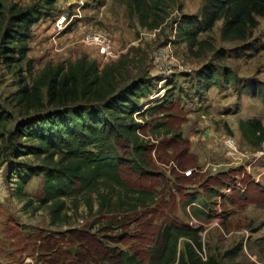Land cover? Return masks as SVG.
Instances as JSON below:
<instances>
[{"label": "rangeland", "instance_id": "obj_1", "mask_svg": "<svg viewBox=\"0 0 264 264\" xmlns=\"http://www.w3.org/2000/svg\"><path fill=\"white\" fill-rule=\"evenodd\" d=\"M206 3L169 1L159 13L163 25L149 30L137 14H130L124 0H0L9 17L12 8L43 14L32 27L26 60L14 64L27 83L48 66L84 57L95 61V53L82 44L84 32L108 36L120 53L111 63L129 62L131 76L149 83L148 94L137 99L142 115L135 114L139 134L150 146L149 173L136 174L128 164L122 176L131 187L157 194L156 205L148 209L120 212L125 225L121 229L109 225L113 214L99 215L96 203L89 211L83 199L78 210L68 201L66 217L54 221L50 207L39 202L43 177L22 187L14 172L19 164L41 165L42 160L16 157L30 142L18 135L25 120L13 101L20 78L5 67L0 40V112L11 117L7 131H0L4 134L0 138V264H43L39 252L24 249L32 242L21 244L12 238L15 234L35 240L83 228L122 240L115 246L132 248L143 264H155L158 233L166 225L198 232L195 238L174 239L175 264H187L183 259L187 262L188 244L204 261L264 264V144L249 145L239 126L242 120L254 119L264 125V18L258 17L259 25L247 41L223 39L225 22H217L212 32L200 35L207 45L195 55L177 39V29L186 17L201 21ZM63 14L72 22L61 31L56 19ZM28 62L32 71H27ZM152 108L158 113L152 115ZM122 156L133 158L128 153ZM229 186L233 189L226 192ZM190 199H198L200 207L188 210Z\"/></svg>", "mask_w": 264, "mask_h": 264}, {"label": "trees", "instance_id": "obj_2", "mask_svg": "<svg viewBox=\"0 0 264 264\" xmlns=\"http://www.w3.org/2000/svg\"><path fill=\"white\" fill-rule=\"evenodd\" d=\"M124 1L130 14H137L141 25L149 30L163 25L159 13L165 11L167 2H174ZM10 14L9 17L4 9L0 10L1 48L5 67L20 78L13 101L25 120L19 124L18 135L30 142L24 150L16 152V157L30 155L42 160L41 165L22 163L19 170H14L21 177V186L43 177L39 202L50 207L54 221L66 217L68 201L78 210L83 199L87 210L93 211L96 203L99 215L113 214L109 225L121 229L125 225L120 212L136 213L138 208L148 209L157 203V194L152 190L133 188L122 176V168L128 164L136 174L149 173L150 146L141 138V125L135 120V114L142 115L137 99L148 94L149 83L133 78L129 62L123 59L99 70L96 61L86 57L67 65L48 66L38 78L27 83L14 64L26 60L32 27L43 19V14L32 8H12ZM201 17V21L195 22L186 17L177 29V39L187 43L195 55L207 45L206 40L199 39L200 35L212 32L222 20L223 39L247 41L259 25L258 17L264 18V0H207ZM27 69L32 71L29 62ZM213 80L214 74L208 82ZM156 110L152 108L149 112L154 115L158 113ZM32 112L37 114L30 116ZM10 120V116L0 112V131H7ZM239 126L249 145L259 148L264 144L261 121L242 120ZM125 153L135 160L123 158ZM90 230L49 233L35 240L20 234L12 238L21 244L31 241L24 249L39 252L43 264H143L136 250L115 246L122 240L115 241ZM158 236V251L155 250L152 260L155 264H175L174 239L195 238L198 232L187 226L166 225ZM192 246L187 245L188 259L187 262L183 259V263L220 264L214 259L204 261Z\"/></svg>", "mask_w": 264, "mask_h": 264}, {"label": "built area", "instance_id": "obj_3", "mask_svg": "<svg viewBox=\"0 0 264 264\" xmlns=\"http://www.w3.org/2000/svg\"><path fill=\"white\" fill-rule=\"evenodd\" d=\"M72 19L67 14H63L56 19L58 30L64 31L71 26ZM74 29V28H73ZM82 44L90 48L95 53V61L99 70H102L106 65L116 61L119 58V51L108 36L97 32H84L82 36ZM233 188H226V192H230Z\"/></svg>", "mask_w": 264, "mask_h": 264}, {"label": "crops", "instance_id": "obj_4", "mask_svg": "<svg viewBox=\"0 0 264 264\" xmlns=\"http://www.w3.org/2000/svg\"><path fill=\"white\" fill-rule=\"evenodd\" d=\"M192 185H194V184H192ZM193 188L194 187H190L189 189H193ZM199 202L200 201L198 199H190V201L187 202L186 206L188 207V210H189V207H192V206H194V207H200L199 204H197ZM203 206L206 207L205 205H203Z\"/></svg>", "mask_w": 264, "mask_h": 264}]
</instances>
